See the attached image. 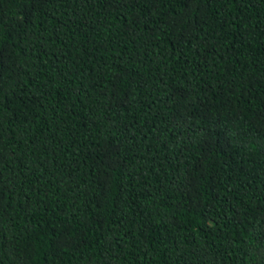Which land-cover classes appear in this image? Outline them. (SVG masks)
Masks as SVG:
<instances>
[{
	"label": "trees",
	"instance_id": "trees-1",
	"mask_svg": "<svg viewBox=\"0 0 264 264\" xmlns=\"http://www.w3.org/2000/svg\"><path fill=\"white\" fill-rule=\"evenodd\" d=\"M0 264H264V0H0Z\"/></svg>",
	"mask_w": 264,
	"mask_h": 264
}]
</instances>
